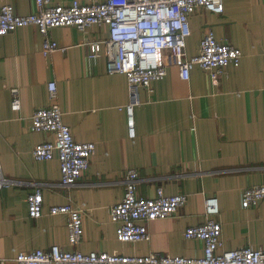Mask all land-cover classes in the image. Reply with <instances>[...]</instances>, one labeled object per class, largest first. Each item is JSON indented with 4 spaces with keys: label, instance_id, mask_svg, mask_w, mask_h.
Wrapping results in <instances>:
<instances>
[{
    "label": "crops",
    "instance_id": "1",
    "mask_svg": "<svg viewBox=\"0 0 264 264\" xmlns=\"http://www.w3.org/2000/svg\"><path fill=\"white\" fill-rule=\"evenodd\" d=\"M224 3L223 13L198 8L192 15L186 51L197 54L210 28L218 40L243 52L240 65L225 67L217 81L195 66L185 80L167 53V75L154 82L151 92L141 89L134 138L125 111L127 77L110 74L103 54L89 56L91 42L109 37L108 26L93 25L84 32L55 28L51 39L66 49L48 56L35 26L0 36V163L4 175L14 180L0 193V257L5 264H18L21 251L53 245L68 249V216L49 212L51 206L65 204L83 210L84 235L76 248L84 253L200 257L203 242L185 238L184 231L206 221L208 197L218 200L214 217L222 225L223 249H264V200L257 207L241 203L245 188L264 185V0ZM3 4L20 15L35 10L34 0H0ZM53 80L63 121L76 139L97 147L89 169L70 188L60 184L57 159L33 156L36 146L54 138L30 128L35 110L52 104L48 84ZM15 88L19 111L11 106ZM131 168L139 171V196L153 197L157 187L167 195H187L173 217L148 223L150 238L138 243L119 241L118 225L110 217L111 207L124 198V178ZM34 182L43 183L38 219L30 217L27 201Z\"/></svg>",
    "mask_w": 264,
    "mask_h": 264
},
{
    "label": "built area",
    "instance_id": "2",
    "mask_svg": "<svg viewBox=\"0 0 264 264\" xmlns=\"http://www.w3.org/2000/svg\"><path fill=\"white\" fill-rule=\"evenodd\" d=\"M35 10L27 15L17 14L11 4L0 6V36L25 26H35L43 37L42 52L45 56L65 50L50 37L51 30L74 27L81 32L93 25H106L109 37L91 42L90 58L103 54L107 58L110 74L127 77L129 103L125 106L130 137L136 135L134 109L141 105V89L153 90L154 82L167 75V53L179 68L183 79L189 80L195 66L208 72L213 81L228 65L238 67L243 52L233 45L218 40L212 29H207L200 41V50L188 56L187 39L192 34L191 17L198 8L223 13L224 0H105L69 3H53V0H34ZM49 107L36 109L32 115L31 130L52 133L54 138L36 146L33 156L38 161L57 159L60 163V184L70 188L78 184L89 169L96 153V143L75 138L71 127L63 121V111L57 103L58 87L55 80L48 84ZM12 109H21L18 89H12ZM139 171L128 169L124 178L123 200L110 209L111 220L118 225L121 242L138 243L150 238L148 223L173 217L187 201V195H167L163 187H157L153 197L138 194ZM14 183L4 175L0 163V193ZM28 210L32 218L43 215V183H32ZM264 200V185L247 187L242 191L243 207H257ZM209 215L204 223L189 226L184 231L187 239L200 240L204 253L200 257L172 256L161 253L124 255L117 252L92 251L84 253L76 247L84 235L83 210L71 204L51 206V214L68 216V249L53 245L50 249L21 251L18 264H264V249L241 247L223 249L222 225L214 217L219 213L216 197L205 202ZM6 259L0 257V263Z\"/></svg>",
    "mask_w": 264,
    "mask_h": 264
}]
</instances>
